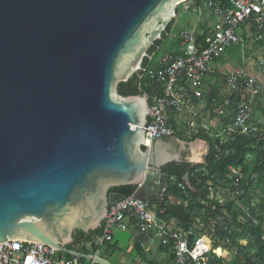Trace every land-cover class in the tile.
Here are the masks:
<instances>
[{
	"label": "water",
	"instance_id": "water-1",
	"mask_svg": "<svg viewBox=\"0 0 264 264\" xmlns=\"http://www.w3.org/2000/svg\"><path fill=\"white\" fill-rule=\"evenodd\" d=\"M189 1L0 0V245L110 264L68 246L126 198L112 189L158 201L183 161L145 145L152 103L118 87Z\"/></svg>",
	"mask_w": 264,
	"mask_h": 264
},
{
	"label": "built area",
	"instance_id": "built-area-1",
	"mask_svg": "<svg viewBox=\"0 0 264 264\" xmlns=\"http://www.w3.org/2000/svg\"><path fill=\"white\" fill-rule=\"evenodd\" d=\"M204 7L216 17V28L201 34L188 30L179 32L173 37L178 41L177 52L160 57L158 67H146L141 71V78L150 82L151 93L145 96L154 111L149 116L145 145L150 146L162 138L189 143L206 138L208 152L209 142H212L219 159L231 154L232 151L225 146L229 141L233 142L236 135L262 138L260 126L264 122L261 124L257 117V102L261 95L264 96V61L258 63L256 71L255 60H251L249 65L247 63L253 46L264 43V0H228L227 6L221 1L206 0ZM233 48L240 50L241 64L235 61L237 70L221 75L228 95L213 98L208 105L206 101L210 93L204 82L214 74L212 66L220 59H226ZM153 57L149 60L152 61ZM226 122L228 124L225 125ZM195 137L198 139L194 140ZM242 180V168L228 167L226 175L213 176L206 181L204 188L209 201L219 202L224 207L231 205L234 211H242L236 221L238 224L260 226L264 242V224L261 225L251 212V207L256 205L248 207L241 199ZM171 182L187 196L185 185L176 183L174 178ZM165 191L166 187L158 199L161 204ZM164 213L150 201L126 197L108 209L95 244L102 247L113 241L115 231L132 229L143 248L157 235L159 245L170 247L173 264H217V260L230 264L238 256L241 249L214 246L219 242L215 228L235 225L232 214L225 209L214 218L204 212L202 218H197L187 230L176 220H163L161 216ZM223 229L226 232V228ZM237 242L243 248L248 244V240ZM94 255L98 256V253ZM247 257L252 264H257L252 254ZM81 260L76 256L67 260L64 254L37 243L12 241L0 245V264H84Z\"/></svg>",
	"mask_w": 264,
	"mask_h": 264
},
{
	"label": "trees",
	"instance_id": "trees-1",
	"mask_svg": "<svg viewBox=\"0 0 264 264\" xmlns=\"http://www.w3.org/2000/svg\"><path fill=\"white\" fill-rule=\"evenodd\" d=\"M215 2L221 1L225 6L228 4V0H212ZM180 10L177 9V15ZM175 26V19L167 27L165 33L163 34L161 40L155 43L152 49L148 53V57L144 60L142 69L156 68L158 63L153 59L149 60L150 57L155 56L157 52L161 51V57L167 53L177 52L178 41L172 40L171 45L167 50H163L164 44L166 43L167 36L171 34ZM179 33V32H178ZM177 33V34H178ZM199 33V32H198ZM163 46V47H162ZM257 46H264L263 42L257 44ZM175 50V51H174ZM230 59L238 61L241 64V52L238 48H233L229 50ZM220 59L219 61H221ZM142 72L136 73L127 83H122L118 87L119 95L123 97L147 95L151 93V88L149 87V80L141 78ZM210 77H215L217 80H221V75L215 73ZM207 80H205L206 82ZM204 82V83H205ZM217 93V92H216ZM212 92L207 99L208 105H211L212 99H220L219 93L213 95ZM264 114V109L261 110ZM228 124L227 122L225 125ZM262 132L261 137L256 139L254 136L244 137L236 135L234 141H229L225 146L231 152L229 156H224L217 158L213 151V143L210 144V151L205 158L204 164L193 165L185 160L181 163H170L163 168V174H165L169 179L167 181L166 191L164 194V200L161 203L158 201H150L152 205L156 206L158 211L164 210V215L161 216L163 220H176L180 226L187 230L195 222L197 218H202L205 212L206 216L216 217L219 215L220 211L226 210L231 213L234 219V226H226V232L224 229L219 227L215 228L216 236L219 238V242L214 246L215 248L221 247L225 248L236 247L239 250V254L236 258L232 260L230 264H252L251 259L247 255H251L255 258L257 264H264V242L262 240L263 231L261 227L240 225L238 224L237 218L240 216L242 211H234L231 205L226 207L221 206L219 202L209 201L208 192L204 188L206 181L211 179L213 176L219 177L227 174L228 167L242 168L243 180L241 182L242 196L244 204L248 207L251 204L256 206L251 207L252 214L260 221L261 225L264 224V123L260 126ZM198 139L197 137L194 138ZM206 141V138H202ZM171 178L176 180V183H180L186 186L187 196L180 191L176 185L171 182ZM136 191L135 187H121L112 189L110 193L123 194L126 197L133 196ZM171 199H176L179 204L173 203ZM216 208L215 211L213 208ZM236 227V228H235ZM102 227L94 232L84 233L81 231H75L73 234L74 244L68 246L69 250H75L83 254H92L98 249L102 248L92 242L93 238L98 237L101 234ZM129 235V234H128ZM123 234H120L118 238L112 242L105 244L104 247L106 251L104 252L105 257H113L117 254H124L128 251V242L130 236L125 238ZM125 239V240H124ZM237 240H248V244L245 248L240 247ZM79 242L90 243L92 246V253L85 252V249L79 250L76 248V244ZM159 250H165L169 254V264H173L174 257H172L171 249L168 246L160 245ZM247 254V255H245ZM243 256V257H241ZM71 256L65 255V259H70ZM140 258L146 264H161L157 261L148 260L146 257V252L141 246V240L137 239L132 251V259ZM82 263H88L86 260L82 259ZM217 264H224L222 260H217Z\"/></svg>",
	"mask_w": 264,
	"mask_h": 264
},
{
	"label": "rangeland",
	"instance_id": "rangeland-1",
	"mask_svg": "<svg viewBox=\"0 0 264 264\" xmlns=\"http://www.w3.org/2000/svg\"><path fill=\"white\" fill-rule=\"evenodd\" d=\"M205 1L206 0H191V1H189L185 4H182L181 6L178 7L181 14H180V17H178L179 15L176 17L175 23L180 22L181 24L180 25L176 24V26H174V29L171 32V34L167 36V39H166L167 41L163 45L164 47L162 46L164 48L163 50H167L169 46H172L171 43H172V40H174L173 37L175 35H177L178 32H181L184 30H192L194 32H199L201 34L203 32H209V31L213 30L214 28H216V26L218 24L217 19L213 15L211 10L206 9L204 7ZM161 51L157 52L156 55L153 57V59H155L156 62H158V60L161 57V54H160ZM230 58L231 57L228 54L226 60L224 61L225 64L213 65L212 66L213 69L215 68V69L221 70V71H223V73H226L230 70L232 72H235L237 70V67L235 66V60H231ZM251 60H255L256 66L254 67V69H255V71L258 70V63L260 61H264V46H257V45L253 46L252 50L250 51L249 61H248L247 65L250 64ZM215 69H214V72H215ZM244 70L247 71L245 66H244ZM213 79L217 80L216 78H213ZM211 81L212 80H208L207 83L210 84ZM217 81H219V80H217ZM222 88H223L224 96H227L228 95L227 89L224 86H222ZM257 107L259 108L257 111V117L262 124L264 122V114H263V112H261V110L264 109V96L263 95H261L260 98H258ZM193 146H196V145H194V143H189L186 141H180V142H176V145L174 147H172L168 144H163L162 151L168 152L174 156L179 155V156H181V158H182V156H184L185 157L184 160H186L188 162L195 163V164H201L200 163V162H202L201 157L195 159V155H196L195 153L196 152H195V148ZM121 234L126 236L125 238H128V236H129L126 233H121ZM85 248L86 247H84V249ZM84 251L88 252V253H92V251L89 248H86ZM147 254H149V252ZM147 257H148V255H147ZM149 259L153 261V260H155V257L152 259L151 258H149ZM169 260L170 259L168 258V262L170 263ZM111 262L113 264H118L117 260L115 261L114 259H112ZM143 264H144V262H143Z\"/></svg>",
	"mask_w": 264,
	"mask_h": 264
},
{
	"label": "crops",
	"instance_id": "crops-1",
	"mask_svg": "<svg viewBox=\"0 0 264 264\" xmlns=\"http://www.w3.org/2000/svg\"><path fill=\"white\" fill-rule=\"evenodd\" d=\"M180 14L181 13H179L178 14L179 16L178 15L177 16L180 17ZM176 24L180 25L181 23L180 22L175 23V26H176ZM188 31H192V30H188ZM203 33H205V32H203ZM229 56H230V54H229ZM225 60L226 59L224 58L221 61H219L218 63H216L215 65L225 64V62H224ZM215 72L219 73L221 75L223 74V71L218 70V69H215ZM215 72H214V74H215ZM213 78H215V77H210L209 76L206 79L207 81L208 80H212V81H211L210 84L207 83V81L205 82V89L209 93L212 92V96L216 95L218 93H219V96H223L224 92H223V88H222V86H223L222 82L220 80L217 81V80H215ZM201 107H203V105H201ZM176 142H180V141L177 140ZM194 145H196V146H193L195 148V152H196L195 154L196 155H200L199 158L200 157L202 158V160H201L202 162H200V163L203 164L204 161H205L206 156L209 153L208 152V143L205 142L204 140H197V141L194 142ZM182 159L184 160L183 157H182ZM186 162H188V161H186ZM188 163L192 164L191 162H188ZM112 194H115V193L112 192ZM153 201H156V200H153ZM171 201L173 203H177L176 199H171ZM121 233H126V234H129V236H130V240L128 242L129 249H128V251L126 253L117 254V255H115L113 257H105L103 255H104V252L106 251V248L103 246L102 248L98 249L96 252H94L92 254L98 253L99 258H102V259L108 261L110 264H113L111 262L112 259H114L115 261L117 260L118 264H143V261L140 258L132 259V251H133L135 242L138 239V235L136 234L135 230H132V229H127L125 231L117 230V231L114 232L113 240L118 238ZM96 238H93L92 242L93 241L95 242ZM84 247L89 248L92 251V246H91L90 243L79 242V243L76 244V248L79 249V250L84 249ZM159 249H160V245H159L158 236L154 235L152 240L149 241L148 244L144 247V251L146 252V257L148 255V257H147L148 260H150L149 258L152 259V258L155 257V260H153V261L160 262L161 264H168L169 254L165 250L163 251V250H159ZM148 252H149V254H147ZM144 264H146V263H144Z\"/></svg>",
	"mask_w": 264,
	"mask_h": 264
},
{
	"label": "flooded vegetation",
	"instance_id": "flooded-vegetation-1",
	"mask_svg": "<svg viewBox=\"0 0 264 264\" xmlns=\"http://www.w3.org/2000/svg\"><path fill=\"white\" fill-rule=\"evenodd\" d=\"M163 144H168L172 147H174L176 145V141L174 139H170V138H162L160 140ZM183 158H185L184 156H182Z\"/></svg>",
	"mask_w": 264,
	"mask_h": 264
},
{
	"label": "bare ground",
	"instance_id": "bare-ground-1",
	"mask_svg": "<svg viewBox=\"0 0 264 264\" xmlns=\"http://www.w3.org/2000/svg\"><path fill=\"white\" fill-rule=\"evenodd\" d=\"M199 156H200V155H195V159L199 158ZM218 254H219V255L222 254L220 250L218 251Z\"/></svg>",
	"mask_w": 264,
	"mask_h": 264
}]
</instances>
